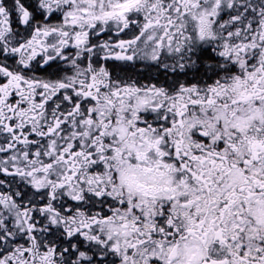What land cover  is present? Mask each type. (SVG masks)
Here are the masks:
<instances>
[{
	"label": "snow or ice",
	"instance_id": "1",
	"mask_svg": "<svg viewBox=\"0 0 264 264\" xmlns=\"http://www.w3.org/2000/svg\"><path fill=\"white\" fill-rule=\"evenodd\" d=\"M0 264H264V0H0Z\"/></svg>",
	"mask_w": 264,
	"mask_h": 264
}]
</instances>
